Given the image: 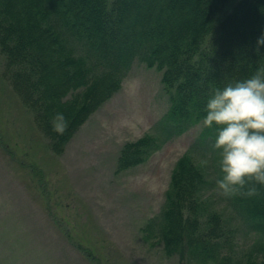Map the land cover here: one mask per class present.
<instances>
[{
    "label": "trees",
    "instance_id": "1",
    "mask_svg": "<svg viewBox=\"0 0 264 264\" xmlns=\"http://www.w3.org/2000/svg\"><path fill=\"white\" fill-rule=\"evenodd\" d=\"M262 35L264 0H0L2 76L55 155L121 87L134 60L162 73L169 106L156 134L123 144L118 170L147 161L165 142L202 122L217 88L264 67V45L256 51ZM58 113L67 121L63 134L53 131ZM217 128L204 125L197 144L217 164L218 175L211 178L209 166L189 152L177 159L162 207L145 223L143 238H154L178 264H264V185L255 184L254 196L221 195L255 236L241 254L235 230L214 207L212 194L207 196L223 175L213 148ZM19 161L42 187L41 167ZM77 248L92 256L81 243Z\"/></svg>",
    "mask_w": 264,
    "mask_h": 264
},
{
    "label": "rangeland",
    "instance_id": "2",
    "mask_svg": "<svg viewBox=\"0 0 264 264\" xmlns=\"http://www.w3.org/2000/svg\"><path fill=\"white\" fill-rule=\"evenodd\" d=\"M2 71L0 56V264H178L154 238L145 240L142 228L159 213L171 170L183 154L208 165L211 178L218 175L217 164L197 144L203 121L165 142L147 161L117 168L124 143L156 134L169 106L162 73L134 60L121 87L55 155ZM20 159L41 167L42 187ZM210 194L227 227L235 230L238 254L243 253L255 236L221 195ZM65 231L72 236L65 237Z\"/></svg>",
    "mask_w": 264,
    "mask_h": 264
},
{
    "label": "clouds",
    "instance_id": "3",
    "mask_svg": "<svg viewBox=\"0 0 264 264\" xmlns=\"http://www.w3.org/2000/svg\"><path fill=\"white\" fill-rule=\"evenodd\" d=\"M261 45L264 35L257 41V53ZM203 123L218 126L213 148L219 151L223 175L213 191L224 197L257 195L255 184L264 185V67L217 88L207 102ZM66 129L67 121L58 113L53 131L63 134Z\"/></svg>",
    "mask_w": 264,
    "mask_h": 264
},
{
    "label": "bare ground",
    "instance_id": "4",
    "mask_svg": "<svg viewBox=\"0 0 264 264\" xmlns=\"http://www.w3.org/2000/svg\"><path fill=\"white\" fill-rule=\"evenodd\" d=\"M142 1V0H141ZM145 7V6H144Z\"/></svg>",
    "mask_w": 264,
    "mask_h": 264
}]
</instances>
